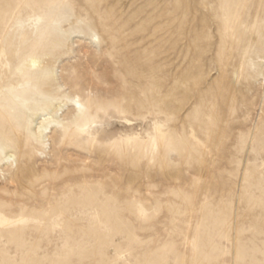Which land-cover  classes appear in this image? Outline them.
<instances>
[{
    "label": "rangeland",
    "instance_id": "1",
    "mask_svg": "<svg viewBox=\"0 0 264 264\" xmlns=\"http://www.w3.org/2000/svg\"><path fill=\"white\" fill-rule=\"evenodd\" d=\"M0 264H264V0H0Z\"/></svg>",
    "mask_w": 264,
    "mask_h": 264
}]
</instances>
